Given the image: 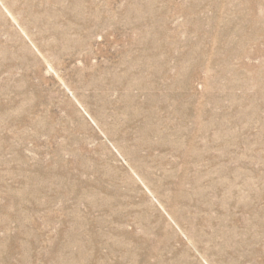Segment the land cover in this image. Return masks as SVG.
<instances>
[{
    "label": "rangeland",
    "instance_id": "rangeland-1",
    "mask_svg": "<svg viewBox=\"0 0 264 264\" xmlns=\"http://www.w3.org/2000/svg\"><path fill=\"white\" fill-rule=\"evenodd\" d=\"M0 264H264V0H0Z\"/></svg>",
    "mask_w": 264,
    "mask_h": 264
}]
</instances>
